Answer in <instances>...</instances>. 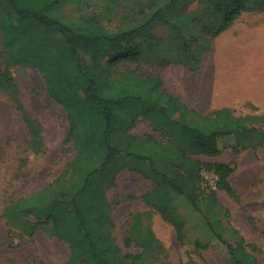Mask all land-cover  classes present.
I'll return each mask as SVG.
<instances>
[{
	"label": "trees",
	"instance_id": "trees-1",
	"mask_svg": "<svg viewBox=\"0 0 264 264\" xmlns=\"http://www.w3.org/2000/svg\"><path fill=\"white\" fill-rule=\"evenodd\" d=\"M71 1L0 0V59L38 71L49 98L65 113L68 133L63 144L74 153L50 183L38 208L44 217H38L32 231L49 226L51 235L68 245L67 264H158L163 249L142 215L133 218L129 231L134 253L121 256L111 235L105 184L127 170L151 181L148 201L173 227L187 258L216 241L225 250L223 264H258L240 233L223 222L228 212L214 215L210 210L217 205L216 192L201 188V171L208 169L218 177L216 190L237 198L228 182L233 168L205 164L198 157L220 156L224 148H264V115L236 116L229 108L200 114L164 92L160 77L114 71L123 61L139 59V39L164 22V14L181 0H167L132 30L114 33L94 19L68 25L52 16ZM205 1L221 22L212 39L227 31L250 4L264 11V0ZM0 94L20 115L28 149L39 154L41 126L21 105L6 67L0 68ZM139 120L147 121L159 137L131 134ZM226 142L228 147L222 148ZM190 228L196 232L194 239Z\"/></svg>",
	"mask_w": 264,
	"mask_h": 264
},
{
	"label": "rangeland",
	"instance_id": "rangeland-1",
	"mask_svg": "<svg viewBox=\"0 0 264 264\" xmlns=\"http://www.w3.org/2000/svg\"><path fill=\"white\" fill-rule=\"evenodd\" d=\"M166 2L73 0L52 16L68 25H85L94 19L106 32L114 33L132 30ZM164 20L139 39V59L123 61L114 71L134 72L145 78L158 76L163 81L162 90L171 96L191 84L202 85L217 79H224L225 85L237 92L243 91L245 82L248 87H264V11L258 6L250 4L215 39L211 35L221 22L205 0H181L173 12L164 14ZM247 49L249 56L242 57ZM198 66L199 71L190 73ZM3 67L8 68L14 79L24 110L41 126L42 149L37 155L28 149L20 115L7 96L0 94V264H67L68 245L54 238L49 226L32 231L38 217H44L38 208L48 196L50 183L74 156L63 144L68 133L66 116L49 98L38 71L0 59V68ZM233 91L227 98L230 101L226 100V91L217 98L231 104L236 116L264 115V107L245 106ZM131 134L139 138L159 137L144 120L135 124ZM224 145L228 147L229 142L220 144L222 148ZM198 159L212 166L225 164L233 168L228 182L237 198L216 190L217 205L210 210L214 215L226 210L228 219L224 217L223 222H229L240 233L246 250L258 264H264V148L256 151L224 148L220 156ZM152 189L150 180L127 170L105 184L111 235L120 255L137 250L129 231L133 218L142 215L144 226H150L163 249L158 264H185L188 260L186 264H223L225 250L216 241L206 251L186 257L173 227L150 205L148 197ZM10 207L14 209L9 210ZM189 231L190 239H194L195 230Z\"/></svg>",
	"mask_w": 264,
	"mask_h": 264
},
{
	"label": "crops",
	"instance_id": "crops-1",
	"mask_svg": "<svg viewBox=\"0 0 264 264\" xmlns=\"http://www.w3.org/2000/svg\"><path fill=\"white\" fill-rule=\"evenodd\" d=\"M250 52L247 49V52L243 53L242 57L249 56ZM199 71V70H198ZM190 72V73H196ZM245 85L240 92L233 91L228 85H225L224 79L212 80L211 82L207 81L206 83H196L191 84L185 88H181L177 91V94L173 97L179 99L183 104H185L189 109L196 111L200 114L211 113L216 110L223 108L232 109L231 104H224L221 100L217 98V95L220 93L227 92V98L229 97L230 92H235L234 96H238L240 102L245 103L244 105H251L253 107H264V87H248ZM226 91V92H225ZM230 101V100H228ZM243 105V106H244Z\"/></svg>",
	"mask_w": 264,
	"mask_h": 264
},
{
	"label": "built area",
	"instance_id": "built-area-1",
	"mask_svg": "<svg viewBox=\"0 0 264 264\" xmlns=\"http://www.w3.org/2000/svg\"><path fill=\"white\" fill-rule=\"evenodd\" d=\"M201 188L204 191H216L218 177L217 175L208 169L201 171Z\"/></svg>",
	"mask_w": 264,
	"mask_h": 264
}]
</instances>
